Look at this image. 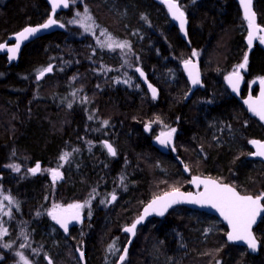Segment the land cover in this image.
Instances as JSON below:
<instances>
[{
    "label": "trees",
    "instance_id": "1",
    "mask_svg": "<svg viewBox=\"0 0 264 264\" xmlns=\"http://www.w3.org/2000/svg\"><path fill=\"white\" fill-rule=\"evenodd\" d=\"M85 1L97 22L129 42L133 85L115 82L119 71L101 67L97 40L69 24L27 43L17 63L8 64L0 54V200L11 197L9 215L3 214L9 226L6 239H15L17 230L28 226L35 243L39 238L49 244L33 223L35 213L53 203L91 202L83 237L70 238L76 232L73 226L69 238H57L52 264H81L76 250L81 240L87 264H113L114 259L108 263V248L126 239L123 226L153 197L174 188L191 189L189 174L212 175L242 193H264V163L249 157L250 140L264 139V125L249 116L227 84L247 50V22L239 0H178L189 18V44L165 6L154 0ZM50 5L49 0H0V43L28 24L47 20ZM254 8L264 25V0H255ZM73 11L71 7L64 13ZM258 43L248 55L242 94L249 81L264 77V48ZM192 50L200 58L203 87L186 103L189 84L180 63ZM137 64L159 88L157 99L138 77ZM49 66L52 71L38 79ZM60 118L69 124L53 127L52 120ZM146 123L153 124L151 133H145ZM171 125L179 129L178 155L190 169L187 176L177 160L152 143L156 129ZM103 140L115 146V156ZM91 144L99 148L84 158L86 168L72 170L66 183L53 187V180L43 175L50 164L59 167L50 158H57L64 147L86 154ZM37 161H42L41 171L32 174L29 168ZM102 187L120 193L110 207L94 199ZM206 217L217 219L178 206L164 219H150L138 229L123 264H264V217L254 229L262 243L258 255L229 243L226 226L220 220L210 225L202 219ZM5 255L2 263L12 259Z\"/></svg>",
    "mask_w": 264,
    "mask_h": 264
},
{
    "label": "snow or ice",
    "instance_id": "2",
    "mask_svg": "<svg viewBox=\"0 0 264 264\" xmlns=\"http://www.w3.org/2000/svg\"><path fill=\"white\" fill-rule=\"evenodd\" d=\"M164 2L168 6V10L171 13L172 17L175 20L179 21V26L182 30L185 29L186 25V17L185 13L180 9L176 0H164ZM241 3L244 5V16L247 20L248 24V36L247 43L249 46L253 44V41L258 39L261 44H264V35L258 36V32L261 29L256 24V14L252 11L251 5L252 0H241ZM52 5V13L55 15L56 10L58 8L64 7L67 8L69 6V0H51ZM81 22V21H74ZM57 24V20L52 16L49 17L46 23L39 26V28L35 27H27L22 32L18 33V42L14 47L8 49L11 52L12 58H15L17 52L20 48L19 41L27 39L32 34L38 32L40 29H47L53 25ZM86 30H91L85 25ZM101 47H107L109 49L119 48L125 49L130 48V45L127 41L118 42L114 40L110 34H107V39L104 41H99ZM6 47L5 45H0V48ZM193 56H196L197 53L193 51ZM248 63V57L245 55L243 63L237 66V70L234 71L231 75L227 77L228 83L232 86L234 90H238L239 82L242 77L239 74V69L246 68ZM184 67L188 71V75L191 78V82L193 85H196L200 82V73L196 64L192 63L191 60L184 61ZM52 71L51 66L44 69L39 73L40 76H43L46 72ZM143 75V72H141ZM261 84L264 85V79H261ZM127 83V81H125ZM151 87V85H149ZM152 95L155 97L157 95V89L151 87ZM249 105L250 110L258 115L261 120H264V89L261 90L260 97L258 100H252L251 97L248 101H245ZM71 107V105H69ZM105 124L107 121L104 122ZM176 129H172L168 133H162L161 137H157L161 144H168L172 138L173 133ZM250 143L256 145L257 150L251 155L264 157V142L261 141H250ZM105 147L108 149L111 155H115V149L111 144L105 142ZM70 153H64L61 156V160H67ZM16 171H19V166L11 165ZM187 167V166H185ZM32 174H35L41 171L40 164L37 163L34 168L29 169ZM52 180L55 182L57 179L62 177V173L57 169H49ZM191 183L197 185L204 186V191L193 194L191 192L184 193L181 192L179 188H174L171 192H167L162 197H156L152 200V202L144 209V215L140 216L139 219L133 223L130 227L126 228L125 231L135 234V230L137 224L144 220V218L149 215L150 212H155L161 216L173 205L181 203V202H191L201 205H210L216 208L220 215L228 222L231 226V231L227 233V238L229 241H242L244 242L248 248L255 250L258 247V242L253 235L251 228L252 225L256 222L257 217L264 211V193L257 195L255 197L251 195H241L234 187L228 184H221L216 180L212 179H201L200 177H195L192 179ZM6 199L11 200V197H6ZM111 199L114 201L116 199L115 194L112 195ZM89 202H85V204H70L67 208H61V206H54V209L51 213L52 219L57 221L65 231L68 229V224L70 221L76 220L79 221L81 219L80 210L86 206ZM60 209V211H57ZM39 214V213H38ZM2 232H6V229L0 230ZM24 245H21L23 247ZM4 247H10V245H4ZM114 245H110L109 251L114 250ZM83 255V253H81ZM127 255V249H124V254L119 257L121 261L125 259ZM21 259L25 261V264H29L23 254H20Z\"/></svg>",
    "mask_w": 264,
    "mask_h": 264
},
{
    "label": "rangeland",
    "instance_id": "3",
    "mask_svg": "<svg viewBox=\"0 0 264 264\" xmlns=\"http://www.w3.org/2000/svg\"><path fill=\"white\" fill-rule=\"evenodd\" d=\"M70 5H71V7H73V10H74L72 15L66 16L65 13H59L57 16H55L54 19H56L57 21H58V19H60L58 22H60V24L64 25V26L67 24H69L70 26H76L77 28L80 29L79 33L81 35L86 34V35L93 36L97 40L98 50L100 51L101 56L104 58V60H102V63H100L101 67L104 65L103 67H105L107 69V71H110V70H118L119 71L118 72L119 77L116 79L115 82L118 81V83L120 82L124 86L133 85L135 78L133 76V72H131L130 70L135 69V67L133 66L134 63L131 60L132 55H130L128 57V54H129L131 48H125V49L114 48V50H113V49H109L107 47L101 48L100 47L101 45L99 43V41H104L107 39V34H110L111 37L118 42H124L127 40L125 38H119V37L114 36L108 30V28L106 26L97 22L93 16V12L91 11V9L89 7L90 5H88L85 0H71ZM48 19H49V17L47 18V20ZM47 20H45V21H47ZM74 21H81V22L77 23ZM85 25H87L88 28H90L91 30L90 31L86 30ZM246 33H247V31H246ZM246 33H245V35H246ZM257 41L259 42L258 39H257ZM128 44H129V42H128ZM192 54H193V50L191 51L190 57H193ZM196 56H198V53ZM211 56H212V58H214V54H211ZM115 65H117L118 67H114ZM180 65H181V63H180ZM236 70H237V67L234 68V70L232 72H234ZM261 78L262 77L253 78L248 83L249 87L254 88L258 84V82L260 81ZM125 81H127V83H125ZM75 95H76V93H75ZM178 120L179 119H176V121H178ZM52 123H53V127L54 126H57V127L60 126V128L62 129L61 126L68 125L69 121L67 119H61L60 118L59 120L58 119L52 120ZM165 129H167V128L164 127V128L156 129L154 132V135L164 132ZM215 135L218 138V135L217 134H215ZM254 138H256V137H254ZM254 138H252V139H254ZM177 139H176V141H177ZM237 141L235 140V141H232L231 143H235ZM98 148H99V145H94V144L92 145L91 144V147L87 148L85 150L86 154H84L83 152L79 151L78 147L76 148L77 153H75L74 151L72 152L68 148L64 147L62 150L60 149L61 151L59 150V152H58L59 154H57L58 155L57 158H55L56 156L54 157L55 159L50 158L52 164L53 165L57 164L59 167H54L49 163L51 167H49L47 169V171L45 170L48 173L46 174L43 172V175L45 177L48 176V178L50 179L51 173L48 170L49 169H57L59 172L62 173V177L57 179L54 182L53 187H55L56 185L61 186L68 181L69 177H67V175H69L70 172H72V170H76L80 166H83L86 168L87 164H86V162L83 161L84 158L86 156H88V154L90 155V154L98 151ZM176 149L179 152L177 143H176ZM66 152L70 153L67 160H61L60 159L61 156ZM251 152H252V149L249 151V157L251 155ZM72 157H74V159H72ZM37 163H39L40 168H42V161H37L29 169L34 168ZM259 168H260V170L262 169V167H259ZM79 170L80 169H78V171ZM193 174H196V173H193ZM187 175L188 174H186V176ZM200 175L214 177L212 175H206V174H200ZM190 176H191V174H189L187 176V179H189ZM175 177L179 181H182V177H179V176H175ZM0 178H2L1 174H0ZM214 178H216V177H214ZM170 179L171 178H168L167 180H170ZM216 179H218V178H216ZM218 180H220V179H218ZM222 182H224V181H222ZM188 183H189V180H188ZM185 190H189V189H185ZM112 193H116L117 195H120L119 192L115 191L114 189H112L110 187H102L100 189V191L94 195V199L99 197L101 203L108 205L109 196ZM6 197H8V196H5L4 201L0 200V230H2V229L7 230L6 232L0 231V251L4 253V254L0 253V264H25V261L21 259V256H20L21 253L26 258V260L29 262V264H44L45 261H48L47 257L52 258L51 254H50L52 251L51 247L55 244V241L57 240V238L61 239L62 235H64L62 233V231L50 220V217L48 215V211L50 210V208L53 206H56V205L68 206L70 204H77L80 202H81V204H85L84 200L83 201H81L80 199L69 200V202L65 203V204L62 202L53 203L50 206H48L47 208L40 210V211L35 213L36 216H35L33 223L36 224V226L38 227L37 230L40 231V233H42V234L44 232V234L47 236V238H49L51 240L49 244H46L45 242H42V241L40 242L39 238H35L36 242H37V243H35L34 238L31 237V235H32L31 230L28 226H25V228L21 227L20 229H18L17 234L15 235V239H12V240L6 239V235L9 234V228H8L9 226L7 225L6 221L3 218V214L9 215L8 207H10V202H11V200L6 199ZM88 202L89 203H87L86 206L81 209V212H83L84 216L86 217V220L89 219L92 215V209H91L92 207L90 206L91 202L90 201H88ZM13 203L14 202L12 200V204ZM113 204H111V205H113ZM110 206H108V207H110ZM202 219H205V220L208 219V221L210 222V225H214V224L217 225L219 222V219H213L210 217H206V218H202ZM41 228H42V231H41ZM28 234H30V235H28ZM70 234H72V233H70ZM83 234H84V228H83V226L82 227L79 226L76 228V232H74L73 235L71 237L70 236L69 237L72 239L78 240L79 238L83 237ZM32 236H34V234ZM116 240L119 241L120 238L118 237ZM126 240H127V237L125 240H121V243H119V242L115 243V241L111 243L115 247H114V250L109 251L110 258H108V263L114 259L113 260V264H114V262L118 259ZM4 245H10V247H4ZM21 245H24V246L21 247ZM83 245H84V241L81 240V243L79 244V247L76 248V250L77 249H83ZM108 250H109V248H108ZM108 250H107V253H108ZM5 254L9 255L12 259H11V261L8 260V262L4 261L5 263H2L6 257Z\"/></svg>",
    "mask_w": 264,
    "mask_h": 264
},
{
    "label": "water",
    "instance_id": "4",
    "mask_svg": "<svg viewBox=\"0 0 264 264\" xmlns=\"http://www.w3.org/2000/svg\"><path fill=\"white\" fill-rule=\"evenodd\" d=\"M155 1L158 2V3H160V4H162V5H164V6L166 7V9H167V11H168L169 18L173 21V23L175 24V26L178 28L180 35H181V36H182L187 42H189L188 35H187V22H188L187 15L185 14V17H186V25H185V29L182 30V29L180 28V26H179V21H178V20H175V19L172 17L171 13H170L169 10H168V6H167V4L164 2V0H155ZM239 1H240V6H241V9H242L243 16H244V5L241 3V0H239ZM50 2H51V0H50ZM176 2L178 3L180 9L184 12V10L181 8L179 2H178L177 0H176ZM70 6H71V5H70V0H69V6H68L67 8H64V7L58 8V9L56 10L55 15H56L58 12H63V11H67V10H69ZM51 7H52V5H51ZM251 8H252V11H254L255 14H256V24H257V26L261 29V31L258 32V36L260 35V33H261V35H264V27L261 26V25L258 23V16H257V13H256V11H255V9H254V0H252ZM184 13H185V12H184ZM55 15H53V13H52L51 16H52L53 18H55ZM244 18H245V16H244ZM245 20H246V18H245ZM246 21H247V20H246ZM46 22H47V21L42 22V23H37V24H28V25H26L25 27H23L22 29H20L19 31H17L16 33H14L13 36H12V38H11V41H10V42H3V43L0 44V45H5V46H6V47H4V48H0V54L6 56L7 61H8V64L17 63V62L19 61L20 56H21V52H22L24 46H25L27 43H29V42H31V41H33V40L39 38L40 36H43V35H45V34H50V33L54 32V31H56L57 29L61 28V24H59V23L57 22L56 25H53V26H51V27H49V28H47V29H40L38 32L32 34V35L29 36L27 39L22 40V41H19V43H20L19 51L17 52L15 58H12L11 52H10L8 49L14 47L15 44L18 42V36H17V34L20 33V32H22V31H23L25 28H27V27H35V28H39L40 25H42V24H44V23H46ZM248 31H249V29H248ZM247 36H248V33H247L246 38H245V40H246V44H247V46H248V51H247V56H248L249 53L252 51V49H253V47H254V45H255V41H256V40H254V41H253V44H252L251 46H249L248 43H247ZM262 46H263V48H264V44H262ZM186 60H191L192 63L196 64L197 67H198L199 73H200V82H199L198 84H196V85H193L192 82H191V78H190L189 75H188V71H187V69H185V67H184V62L182 63V68H183V70H184V72H185V75H186V78H187V81H188V84H189V90H188V92H187V94H186V101H188V100H190V99L192 98V96L194 95V93H195L198 89H200V88L203 87V76H202V68H201V65H200V63H199V61H198L197 59H194V58H188V59H186ZM244 69H245V68H243V69H239V74H240L241 77H242V70H244ZM136 72H137L138 77L141 79V81L143 82V84L146 86L147 90L149 91V93L151 94L152 97H153V95H152L151 87H154V88L157 89V95H156L155 97H153V98L156 99V98L158 97V95H159V88H158L154 83H152V82L150 81V79H149V77H148L147 72L145 71V69H144L142 66H139V67L136 68ZM141 72H143V75H141ZM47 73H48V72H46L44 75H46ZM232 73H233V72H232ZM232 73H230L229 75H231ZM44 75H43V76H44ZM43 76L38 75V79L42 78ZM263 79H264V78H263ZM227 83H228V80H227ZM243 83H244V80H243V77H242V79H241L240 82H239L238 90H234V89L232 88V86H231L229 83H228V87H229V89H230L232 95L235 96L237 99H239L240 102L244 105V107L247 109L249 115H250L251 117L256 118L257 120H259V121L264 125V120H261L260 117H259L258 115H256L255 113H253V112L250 110L249 105H248L247 103H245V101H248L250 97H251V99L254 100V101H255V100H258V98L260 97V94H261V90L264 89V85H262L261 82H259V85H258V91H257L256 95H253L251 89H249V91H248V93L246 94V96L243 97L242 94H241V93H242V88H243ZM149 85H151V87H149ZM153 127H154V126H153L152 124H150V123H146V124H144L143 129H144L145 133L148 134V133H151V131L153 130ZM169 132H170V131H169ZM165 133H168V132H165ZM161 134H162V133H161ZM161 134H158V135L154 138V145H155L156 148H158L159 150H164V149L167 147V145H171V146L174 145L173 135H172V139H171V141H169L168 144H161L160 141H159V139H157V137H161ZM173 134H174V133H173ZM253 140L264 142V139L254 138ZM253 140H252V141H253ZM105 142H107L108 144H111L112 147L115 149V153H116V148H115V146H114L109 140H104V145H105ZM251 147H252V152H251V153H253V152H255V151L257 150L256 145H254V144H252V143H251ZM106 149H107V148H106ZM107 151H108V149H107ZM108 152H109V151H108ZM110 155H111V154H110ZM115 155H116V154H115ZM115 155H111V156H115ZM251 158L264 162V157L251 155ZM186 172H187V169H186ZM187 173H188V172H187ZM195 177H200L201 179H212V180H216V181H218V182L221 183V184H228V185L234 187V188H235V189H236L241 195H251V196H253V197L257 196V195H253V194H249V193H242L238 188H236L234 185H232V184H230V183L222 182V181H220V180H218V179H216V178H214V177H211V176H205V175H200V174H194V175H192V176L190 177L189 185L192 187L191 190L180 189V191H181V192H184V193L191 192V193H193V194H196V193H199V192H203V191H204V186H203V185H200L199 187H197V185L191 183L192 179L195 178ZM172 190H173V189H172ZM172 190H168V191H166V192H164V193H162V194H159V195L153 197L152 199H150L147 203H145V204L143 205V207H142V209H141V211H140V214H139V215H138V216H137V217H136L131 223L125 225V226L122 228V232L128 234V236H129V238H128V240H127L125 246H124V249H127V255L125 256V259H124L123 261H121V260L118 258L116 264H123V262L128 258L129 251H130V249H131V247H132V245H133V243H134V241H135V239H136V236H137V233H138V229H139L141 226L146 225L147 222H148L150 219H152V218H160V219H164V218L167 216V214L169 213V211H170L171 209H173V208H175V207H178V206H185V207H188V208H191V209L197 210V211L207 212V213H209V214H212V215L216 216V217H217V218H218V219H219V220H220V221H221V222L227 227V232H226L225 237H226V240H227L229 243H231V244H237V245H240V246H245V247L248 249V251H249L251 254H254V255H258V254L260 253V249H261L262 244H261V241L258 239V237H257V235H256V233H255V231H254V228H255V227L260 223V221L263 219V217H264V211H262L261 214L257 217L256 222L252 225V228H251V231H252L253 235L255 236V238H256V240H257V242H258V247H257V249H255V250H252V249L248 248L247 245H246L244 242H242V241H229V240H228V238H227V233L231 231V226H230V225L228 224V222L223 218V216L220 215L219 211H218L216 208H214V207H212V206H210V205H201V204H196V203H191V202H181V203L175 204V205H173L172 207H170V208L164 213L163 216H161V215H159V214H157V213H155V212H150L149 215H147V216L144 218L143 221H141L139 224H137V227H136V230H135V234H134V235H133L132 233H129V232H126V231H125V229L128 228V227H130L133 223H135V222L139 219L140 216L144 215V209H145V208H146V207L152 202L153 199H155L156 197H162V196H164L165 193H167V192H171ZM113 194H115V196H116V199H115L114 201L111 199V197H112ZM117 198H118V195H117L116 193H112V194L109 196V203H108V204H109V205L113 204V203L117 200ZM261 203H264V201H261ZM79 204H81V203H79ZM56 206H57V205H56ZM59 206H61V208H67V206H62V205H59ZM53 209H54V207L49 211V213H51V212L53 211ZM57 211H60V209H57ZM49 215H50V214H49ZM80 216H81V215H80ZM50 218H51L52 222H53V223H54V224H55V225H56V226H57V227H58V228H59V229H60V230L66 235V236H70V230H71V228H72L73 226H82L83 223H84V218L81 216V219H80L79 221H76V220L70 221L69 224H68V229H67V231H65L64 228H63L59 223H57V221H55V220L52 219V216H51V215H50ZM124 249H123L122 253L120 254V256L124 254ZM81 253H83V255H81ZM77 255H78V258H79L81 264H86V257H85V252H84V250H83V249H78V250H77ZM120 256H119V257H120ZM48 260H49L50 264H52V261H51L50 259H48Z\"/></svg>",
    "mask_w": 264,
    "mask_h": 264
},
{
    "label": "flooded vegetation",
    "instance_id": "5",
    "mask_svg": "<svg viewBox=\"0 0 264 264\" xmlns=\"http://www.w3.org/2000/svg\"><path fill=\"white\" fill-rule=\"evenodd\" d=\"M239 3H240V1H239ZM254 3H255V0H254ZM255 9V8H254ZM241 11H242V9H241ZM255 11H256V9H255ZM184 12H185V10H184ZM256 13H257V11H256ZM185 14L187 15V13L185 12ZM243 14V13H242ZM257 16H258V13H257ZM187 18H188V16H187ZM243 18H244V16H243ZM244 20H245V18H244ZM246 21V20H245ZM260 21H262L259 17H258V23L261 25V26H263L264 27V25L260 22ZM58 22V21H57ZM247 22V21H246ZM59 24H60V22H58ZM188 24H189V18H188V22H187V35H188ZM60 29V28H59ZM59 29H57V30H59ZM179 31V30H178ZM246 31H247V33H248V24H247V28H246ZM247 33H246V35H247ZM180 34V33H179ZM246 35H245V38H246ZM260 35H261V33H260ZM259 35V36H260ZM188 39H189V36H188ZM185 40V39H184ZM186 41V40H185ZM187 42V41H186ZM256 42H257V39H256V41H255V44H256ZM245 43H246V40H245ZM188 44H189V42H188ZM261 44V43H260ZM246 46H247V44H246ZM261 46H262V44H261ZM263 47V46H262ZM254 48V47H253ZM193 51H195V52H197L196 50H193ZM247 51H248V47H247V50H246V55H247ZM248 57V56H247ZM190 58H194V59H197L198 61H199V63H200V65H201V62H200V58H199V56H193V57H190ZM244 70H246V68L244 69ZM244 70H243V72H244ZM243 72H242V77H243V80H244V76H243ZM264 77H262L261 79H263ZM261 79H260V81H261ZM259 81V82H260ZM259 82H258V84H259ZM244 84V83H243ZM258 84L254 87V88H251V87H248V89H247V92L245 93V94H242V96L243 97H245L246 96V94L248 93V91H249V89H251V91H252V94L253 95H256V93H257V90H258ZM257 89V90H256ZM254 91V92H253ZM158 98V97H157ZM156 98V99H157ZM192 98H193V96H192ZM191 98V99H192ZM190 99V100H191ZM190 100H188V101H186V97H185V102L186 103H188ZM239 100V99H238ZM240 101V100H239ZM244 106V105H243ZM245 108V107H244ZM246 109V108H245ZM247 110V109H246ZM153 125V124H152ZM172 129H176V131L174 132V134H173V140H174V145L173 146H171V145H167V147L164 149V150H160L161 152H163L164 154H166L168 157H173L175 160H177L181 165H182V170L185 172V173H187V174H189L190 173V169L188 168V167H185V165H184V162H183V160L180 158V156L178 155V151H177V149H176V139L178 138V127L177 126H175V125H171L170 127H167V129H165L164 130V132H162V133H165V132H169V131H171ZM153 131V130H152ZM151 131V132H152ZM159 134H161V133H159ZM154 135V134H153ZM158 134H155L154 136H153V138H152V143L154 144V138L157 136ZM172 139V138H171ZM104 141V140H103ZM171 141V140H170ZM155 146V145H154ZM186 169H187V172H186ZM40 172V171H39ZM193 175V174H192ZM191 175V176H192ZM190 176V177H191ZM51 179H52V176H51ZM189 180H190V178H189ZM66 206V205H65ZM54 207V206H53ZM53 207H51L50 208V210L53 208ZM49 210V211H50ZM49 211H48V215H49ZM80 215L84 218V219H86V217L84 216V214H83V212H81V210H80ZM49 217H50V215H49ZM50 220H51V218H50ZM52 221V220H51ZM124 227V226H123ZM128 238H129V236H128V234H127V240H128ZM127 240H126V242H127ZM126 242H125V244H126ZM125 244H124V246H125ZM124 246H123V248H122V251H123V249H124ZM84 250V249H83ZM122 251H121V253H122ZM84 252H85V250H84ZM120 253V254H121ZM86 255V254H85ZM120 256V255H119ZM119 258V257H118ZM118 260V259H117ZM117 260H116V262H117ZM87 261V260H86ZM116 262H115V264H116ZM86 264H87V262H86Z\"/></svg>",
    "mask_w": 264,
    "mask_h": 264
},
{
    "label": "bare ground",
    "instance_id": "6",
    "mask_svg": "<svg viewBox=\"0 0 264 264\" xmlns=\"http://www.w3.org/2000/svg\"><path fill=\"white\" fill-rule=\"evenodd\" d=\"M155 1V0H154ZM158 4V3H157ZM51 6V5H50ZM57 16V15H56ZM60 19H58V21H59ZM109 33V32H108ZM51 34V33H50ZM118 39V38H117ZM120 40V39H119ZM122 40V39H121ZM259 44V43H258ZM101 47V46H100ZM101 48H103V47H101ZM263 48V47H262ZM114 50V49H113ZM109 51V50H108ZM112 51V50H111ZM123 65V64H122ZM124 66V65H123ZM137 66H138V64H137ZM128 70V69H127ZM134 70V69H133ZM243 72V71H242ZM127 80V79H126ZM128 81V80H127ZM130 82V81H129ZM255 85V84H254ZM259 85V84H258ZM257 90V89H256ZM258 91V90H257ZM254 92V91H253ZM187 94V93H186ZM11 151H12V149H11ZM11 157V156H10ZM24 159V158H23Z\"/></svg>",
    "mask_w": 264,
    "mask_h": 264
}]
</instances>
